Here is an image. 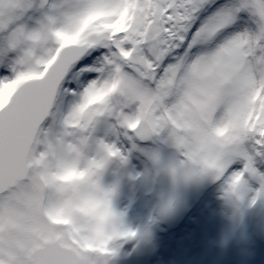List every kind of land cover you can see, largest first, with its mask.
<instances>
[{
    "label": "snow or ice",
    "instance_id": "1",
    "mask_svg": "<svg viewBox=\"0 0 264 264\" xmlns=\"http://www.w3.org/2000/svg\"><path fill=\"white\" fill-rule=\"evenodd\" d=\"M101 123L131 149L163 143L197 167L210 154L225 196L259 181L254 204L264 0H0V264H112L114 243L53 211L55 165L82 139L127 160Z\"/></svg>",
    "mask_w": 264,
    "mask_h": 264
},
{
    "label": "rangeland",
    "instance_id": "2",
    "mask_svg": "<svg viewBox=\"0 0 264 264\" xmlns=\"http://www.w3.org/2000/svg\"><path fill=\"white\" fill-rule=\"evenodd\" d=\"M94 135L105 142L124 146L122 153L127 155L126 162L122 163L120 157L114 158L103 181L109 185L119 179L115 206L124 213L125 221L132 229L149 225L147 237L141 240L144 244L153 240V231L166 237L153 251L146 248L140 251L144 246L140 243V235L122 243L117 242V254L113 260L118 264H122L127 257H130V264H264V235H260L259 231L260 226L264 225V196L254 204L251 202L260 186L257 179L248 180L239 222L233 220L232 210L226 203V185L209 177L204 180L203 188L198 190L193 200L188 202L189 214L176 221L172 229H167L161 225V219L149 224L156 193L167 188V184L162 183L166 174L157 176L153 181L150 157L151 152L157 150L161 159L167 160L176 155L175 149L152 142L131 149V143L126 138L117 140L104 123L98 126ZM260 167L264 169V165ZM239 236L241 239H237Z\"/></svg>",
    "mask_w": 264,
    "mask_h": 264
},
{
    "label": "clouds",
    "instance_id": "3",
    "mask_svg": "<svg viewBox=\"0 0 264 264\" xmlns=\"http://www.w3.org/2000/svg\"><path fill=\"white\" fill-rule=\"evenodd\" d=\"M228 131V125H225L217 134L224 136ZM203 147L201 143L194 145L191 150L199 156ZM176 151L178 149H175ZM117 157L99 147L93 149L87 139H82L75 154L59 161L52 173L55 178L53 191L57 198L53 208L55 218L65 223L74 218L79 219L81 225L90 230L94 242L108 241L117 245V242L122 243L138 235L145 236L149 232V225L132 229L125 221L124 213L115 206V198L119 195V179L109 185H105L103 181L109 165ZM150 158L153 163V181L163 173L167 175L169 184L167 188L157 191L148 218L149 224L174 213L181 185L200 183L209 177L215 180L204 171L205 167H210L214 163V159L208 153L200 157V167L180 159L177 155L167 160H162L160 155H151ZM121 162L126 161L121 159ZM245 195L246 192L239 188L236 195L231 197L224 195L226 203L232 210V218L236 222L242 219L241 208ZM130 232L135 235H124Z\"/></svg>",
    "mask_w": 264,
    "mask_h": 264
},
{
    "label": "trees",
    "instance_id": "4",
    "mask_svg": "<svg viewBox=\"0 0 264 264\" xmlns=\"http://www.w3.org/2000/svg\"><path fill=\"white\" fill-rule=\"evenodd\" d=\"M160 175L164 176L163 173H161ZM165 177L166 178L164 180L162 179V183L167 184V187H168L169 179H168L167 175ZM203 186H204V181L200 182V184L199 183H192V184H189L188 186L181 185L179 190H178V198H177V202H176L175 211L171 216H169L165 219H161V225H163L167 229H172L176 225V223H175L176 221L178 222L180 218L189 214L190 209L188 208L187 204L189 201L193 200L194 196L198 193V190L203 188ZM259 231H260V235H264V225L260 226ZM152 233L154 234L153 240L150 242H147L145 244L141 240L145 239L147 237V235L141 236L140 243H141V245H144V246H142L140 251L141 250L145 251V248L148 251H153V250H155V248L159 244L163 243L166 240L165 235L158 234V232H156V231H153ZM164 233H166V232H164ZM257 234H256V237H257ZM237 239H241L240 236ZM245 239H246V236L243 238V240H245ZM129 258L130 257L124 258L122 260V264H130L128 262ZM112 264H118V262L116 260L112 259Z\"/></svg>",
    "mask_w": 264,
    "mask_h": 264
}]
</instances>
